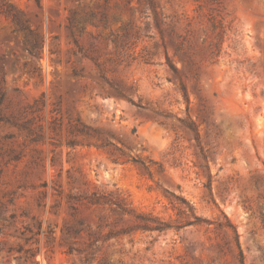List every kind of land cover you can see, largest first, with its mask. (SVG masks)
Returning a JSON list of instances; mask_svg holds the SVG:
<instances>
[{
    "label": "rangeland",
    "instance_id": "1",
    "mask_svg": "<svg viewBox=\"0 0 264 264\" xmlns=\"http://www.w3.org/2000/svg\"><path fill=\"white\" fill-rule=\"evenodd\" d=\"M0 264H264V0H0Z\"/></svg>",
    "mask_w": 264,
    "mask_h": 264
},
{
    "label": "trees",
    "instance_id": "2",
    "mask_svg": "<svg viewBox=\"0 0 264 264\" xmlns=\"http://www.w3.org/2000/svg\"><path fill=\"white\" fill-rule=\"evenodd\" d=\"M9 15H11V18H12V23H13V25H14V31L15 32H22V33H24L25 32V30H26V28L24 27V25H23V23L20 21V19L17 17V15H15V14H11V13H9ZM23 45L26 47V48H28V50L30 51V52H35V50L38 48L37 47V45L35 44V45H28L27 44V42H26V40H25V34H24V36H23ZM111 202V204H114L116 207H118V208H122L121 207V203H120V201H110Z\"/></svg>",
    "mask_w": 264,
    "mask_h": 264
}]
</instances>
